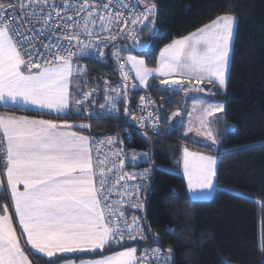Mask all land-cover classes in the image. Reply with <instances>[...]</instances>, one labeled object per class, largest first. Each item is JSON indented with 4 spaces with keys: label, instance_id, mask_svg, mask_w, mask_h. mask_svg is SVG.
Segmentation results:
<instances>
[{
    "label": "snow or ice",
    "instance_id": "1",
    "mask_svg": "<svg viewBox=\"0 0 264 264\" xmlns=\"http://www.w3.org/2000/svg\"><path fill=\"white\" fill-rule=\"evenodd\" d=\"M161 15L157 0H0V264H56L69 254L91 258L65 264H174V249L147 247L163 239L147 221L155 163L125 171L152 152L129 150L126 140L181 129L219 151L225 130L213 125L226 102L209 97L227 89L238 14H217L156 53ZM86 59L115 78L87 79ZM179 94L199 98L166 113ZM109 119L128 124L123 138L96 133L93 121ZM180 152L185 203L223 187L218 155Z\"/></svg>",
    "mask_w": 264,
    "mask_h": 264
},
{
    "label": "trees",
    "instance_id": "2",
    "mask_svg": "<svg viewBox=\"0 0 264 264\" xmlns=\"http://www.w3.org/2000/svg\"><path fill=\"white\" fill-rule=\"evenodd\" d=\"M157 2L162 5V28L156 53L172 37L187 34L224 11L238 14V30L227 89L215 96L226 102L227 108L226 115L214 124L215 129L225 130L223 142L219 151L212 149L219 153L217 185L223 187L210 199L189 197L185 203L184 182L178 172L180 149L204 146L177 134L181 129L150 143L141 135H133L128 144L152 152L146 167L155 163L147 221L152 233L163 239L154 245L174 249V264H219L221 260L226 264H264V0ZM147 35L145 31L141 38ZM79 63L88 67L89 80L104 74L115 78L110 67L95 59ZM141 93L137 92V100ZM153 99L159 100V96ZM171 99L173 103L165 105L168 114L187 100L183 94L172 95ZM162 127L163 132L167 127L163 121ZM93 128L96 133H104L116 126L107 120H94ZM164 170H170V174ZM241 192L245 198H237ZM165 226L173 228V233H164ZM73 258L91 257L69 254L65 259Z\"/></svg>",
    "mask_w": 264,
    "mask_h": 264
},
{
    "label": "built area",
    "instance_id": "3",
    "mask_svg": "<svg viewBox=\"0 0 264 264\" xmlns=\"http://www.w3.org/2000/svg\"><path fill=\"white\" fill-rule=\"evenodd\" d=\"M11 18V17H9ZM142 94H145V95H150L149 93H141L140 95ZM139 114V113H137ZM107 121H110L111 123H114L116 128L111 130V131H107V132H104V133H110V134H119L121 136V138L124 137V132L122 131V128L124 129H127L128 128V124L124 123L123 121H116L114 119H109ZM162 122H161V130H162ZM141 132L145 131V129H141L140 130ZM102 134V133H101ZM142 136V135H141ZM131 138H129L128 140H126V148L129 149V150H136L137 152H143L144 150H138V149H135V148H132L131 146H129V142H130ZM102 151H107V149H103ZM103 158V156H101V159ZM118 163V162H117ZM147 168L145 166V163L144 162H138L135 166L131 165V163L129 162L126 166H125V171H128V172H131V171H140V170H143ZM144 195L145 193L142 191L140 193V198L143 199L144 198ZM114 198H119V197H114ZM133 213L132 212H129V216H131ZM136 215L138 216H142L143 215V212H140V213H136ZM137 246V245H135ZM146 245L144 244H141L139 245L140 247V250L143 251L144 248H145ZM147 247L149 248H154V247H157V245H154V244H150V245H147ZM153 264H155V262H153Z\"/></svg>",
    "mask_w": 264,
    "mask_h": 264
},
{
    "label": "rangeland",
    "instance_id": "4",
    "mask_svg": "<svg viewBox=\"0 0 264 264\" xmlns=\"http://www.w3.org/2000/svg\"><path fill=\"white\" fill-rule=\"evenodd\" d=\"M195 132H193L192 134H190V136L192 138H195ZM202 145V144H201ZM191 151H198V152H203L205 154H211V155H218L219 157V153H217L216 151H213L212 149L206 148V147H193V146H187ZM179 173L182 174V166H181V170H178ZM217 183V181H216ZM215 191V190H214ZM214 193V192H213ZM213 196V194L211 196H209L207 199H210ZM206 199V200H207Z\"/></svg>",
    "mask_w": 264,
    "mask_h": 264
},
{
    "label": "crops",
    "instance_id": "5",
    "mask_svg": "<svg viewBox=\"0 0 264 264\" xmlns=\"http://www.w3.org/2000/svg\"><path fill=\"white\" fill-rule=\"evenodd\" d=\"M196 98H199V97H198L196 94H193V95L191 96V98L187 99V100L184 102V104L187 103L189 109H191L192 101H193V99H196ZM209 99H211V100H215V101H222L221 99H218V98H216L215 96H214V97H209ZM184 104H182L180 107H183ZM184 119H185V121H187V119H188V117H187V113L184 114ZM213 128L215 129V126H214V125H213ZM191 134H192V133H191ZM109 254H110V253H109ZM106 255H108V254H106ZM57 264H65V260H62V261L58 262Z\"/></svg>",
    "mask_w": 264,
    "mask_h": 264
}]
</instances>
